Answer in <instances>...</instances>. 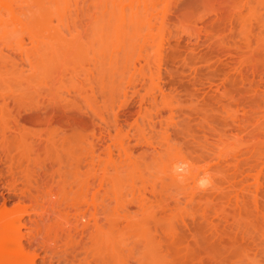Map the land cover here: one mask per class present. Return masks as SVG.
<instances>
[{
  "label": "rangeland",
  "instance_id": "1",
  "mask_svg": "<svg viewBox=\"0 0 264 264\" xmlns=\"http://www.w3.org/2000/svg\"><path fill=\"white\" fill-rule=\"evenodd\" d=\"M6 1L0 208L91 136L117 161L120 224L118 255L92 264H264V0ZM51 202H25L24 244L68 264L44 247Z\"/></svg>",
  "mask_w": 264,
  "mask_h": 264
},
{
  "label": "bare ground",
  "instance_id": "2",
  "mask_svg": "<svg viewBox=\"0 0 264 264\" xmlns=\"http://www.w3.org/2000/svg\"><path fill=\"white\" fill-rule=\"evenodd\" d=\"M0 3H3L2 6L4 7L9 5L6 0H0ZM11 15L14 16L13 11ZM90 137H81L74 146L68 149L69 153L66 157L57 156L55 159H46L38 164L41 167L39 170L47 169V165L45 166L44 163L49 161L51 163L48 164L50 165L48 167L53 169L54 166H58L57 170L42 171L39 174L40 171L35 173L37 175L27 177L32 183L35 180V182L43 183L42 186H47V190L45 189L43 194H40L42 193L41 190L38 191L40 187L36 191L40 193L36 196L34 193H30L29 196L26 192L20 194V199L24 197L25 202H29L30 199V203H32L30 206L33 208L39 206L38 199L40 198L47 196L52 199L48 207L50 211H47V219L57 218L59 223L56 224L57 230H55L52 242L45 241L44 247L47 252L61 249L59 253L65 255L68 264H92L118 255L117 247H115L117 243L112 237L104 235L107 231L111 234L116 233L120 227V224H116L114 221L115 210H110V204L117 198L114 191L116 190L115 172L118 171L117 161L113 159V155H110L108 147L103 149V146H100L101 139L98 143L95 142L98 141L97 139L91 140ZM93 139H95L94 135ZM105 153L106 155L108 153L106 160L102 158V154L105 155ZM183 165L175 164L174 172L183 170L185 168ZM24 177L26 178V176ZM184 179H187L185 175L178 174L176 176V180L183 181ZM109 185L111 191L108 187L109 192L106 191L104 194V188ZM25 202L20 200V206L13 209H8L6 206L0 208V264H37L39 253H31L29 247L38 244L39 240H36L39 237L28 233L27 236L29 234L31 236V238L29 236L30 240L26 236L29 247L24 244L27 233L24 234L22 227L25 226L23 221L25 216L29 214L28 208L30 207ZM105 202H109V208L104 205ZM103 216L108 217V224H100ZM35 222L37 224V221ZM32 236L34 243H32ZM141 237L143 238V235ZM48 258L45 257L43 264H47Z\"/></svg>",
  "mask_w": 264,
  "mask_h": 264
}]
</instances>
